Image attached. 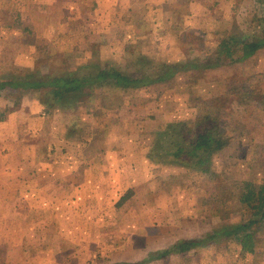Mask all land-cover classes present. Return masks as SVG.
I'll return each instance as SVG.
<instances>
[{
    "label": "rangeland",
    "instance_id": "374dc122",
    "mask_svg": "<svg viewBox=\"0 0 264 264\" xmlns=\"http://www.w3.org/2000/svg\"><path fill=\"white\" fill-rule=\"evenodd\" d=\"M189 2L174 4L179 11H169L168 30L152 27L151 14L140 11L121 28L111 16L101 24L95 18H100L99 11H68L59 19L62 26L49 29L52 22L43 21L37 0H9L10 14L3 24L14 30L6 33V45L0 44V76L46 72L51 64L74 69L90 61L129 69L132 53L154 62L202 59L231 30L264 38V0H231L245 10L223 11L218 23L211 2L201 0L195 11H184ZM202 11L208 15H194ZM262 74L264 48L213 71L189 70L164 83L120 91L116 102L115 92L100 96L93 90L81 101L55 104L49 112L33 90L0 94L1 121H11L1 128L11 134L0 141V168L9 170L10 186L19 183L17 190L27 196L17 195L27 205L25 219L37 220L26 246L42 248L35 264H129L123 261H139L181 237L199 238L218 229L223 220L217 202L230 196L239 180L264 176ZM210 105L208 111L233 129L230 143L213 156L216 176L189 171L170 157L158 158L156 133L161 126L195 118ZM245 106L249 111L243 118ZM86 189H91L88 196ZM69 198L77 204L28 206L33 200L39 204ZM238 219L234 211L225 220ZM256 228L254 253L218 240L185 256L184 263L264 264V222Z\"/></svg>",
    "mask_w": 264,
    "mask_h": 264
},
{
    "label": "trees",
    "instance_id": "16d2710c",
    "mask_svg": "<svg viewBox=\"0 0 264 264\" xmlns=\"http://www.w3.org/2000/svg\"><path fill=\"white\" fill-rule=\"evenodd\" d=\"M261 20L264 24V17ZM261 48H264V38H249L231 30L222 34L214 49L202 59L154 62L145 55L132 53L127 60L129 69L91 61L74 69L51 64L46 72L29 70L26 76L10 72L0 76V94L33 90L39 93L40 101L47 104L49 112L55 104L63 106L77 103L93 90H98L100 96L115 92L113 102H116L120 91L164 83L189 70L213 71L224 63L231 64L246 59ZM260 78L259 81L264 83V74ZM113 102L108 105L109 108L115 104ZM210 107L211 105L206 108V113L195 118L175 120L162 125L161 130L156 133L158 158L170 157L169 160L179 162L189 171L216 176L213 156L230 143L233 129L214 115L215 112L208 111ZM247 107L249 106H245L243 116L241 115L243 118L249 111ZM3 117L1 112L0 120ZM215 209L219 213L218 217L223 220L218 229H212L200 238L178 239L163 250L149 255L144 261L132 264L163 259L170 254H180L218 240L234 242L243 253H254L259 240L256 227L264 222V176L236 182L233 193L219 200ZM234 211L239 213V219L225 220Z\"/></svg>",
    "mask_w": 264,
    "mask_h": 264
},
{
    "label": "crops",
    "instance_id": "0c3cea01",
    "mask_svg": "<svg viewBox=\"0 0 264 264\" xmlns=\"http://www.w3.org/2000/svg\"><path fill=\"white\" fill-rule=\"evenodd\" d=\"M8 1L9 0H0V32H1L0 44L3 46L6 45L5 42H8L7 34L14 30L9 23L5 22L4 23L5 25L3 24V22L7 20V17L10 14V11H7L9 5ZM83 1L84 0H37L38 2L37 7H38V11H40L43 21L45 20V18H48L46 22L48 20L52 22L49 29H52L55 25L62 26V21L59 20L63 18L62 13L65 15L68 14V11H83L81 13L84 14L87 13V11H99L96 14V16H100V18L99 17H95V18L98 21H101L102 22L101 24H106V20L109 19L108 16H111L113 20L117 21V24L120 26L119 28H121L123 23L126 24V20L128 19V17H130L131 19V18H136L138 15L142 13H150L151 20L148 21V23L151 24L152 27L158 26V29H161V27L164 26V30L165 28L166 30H168L169 29L168 25L170 26L172 22V20H170V15L172 13L170 14L169 11H179L177 8L178 5L174 6V4L180 0H89L87 4ZM199 1L201 0H190L188 7L185 6L186 8L184 11H186V9H188L189 11H195L197 5L200 4ZM208 1L211 2V5L209 4V6L210 7L212 6L213 9L210 10L215 12L213 14L211 12V15L215 16L216 19L214 21H216L217 23L219 21V18L223 16V11H225L227 14H231L233 11L245 10L242 6L238 8L236 4H231L230 3L231 0H208ZM258 1L260 2V0ZM134 11H140V14L137 13L135 15ZM249 11H251V9ZM17 15L19 14L16 13V17ZM194 15L201 17L203 15H208V12H204V11H202L201 13L196 12L194 13ZM95 21L93 20L94 23ZM43 23L44 22H42V24ZM22 29L27 30V28L24 26L22 27ZM4 34H6V36ZM2 124L9 125L11 124V121L0 120V141L4 138V136L11 134L9 131L7 133H3V131H1V128L3 127ZM6 176H9V170L7 168L1 167L0 183L2 181H5L7 183H5L4 185L0 184L1 185L0 186V264H35L37 261L36 256L39 254V252H43L42 248H39L40 250L38 251L37 247L35 246L34 247H26V246H27V241H29L31 239V236H33L31 235L30 227L31 225L37 223V220L35 217L29 220L25 219L24 214L27 205L25 203V200L19 199L17 195L21 194L22 197H27V196L25 195V193L21 191L19 192V190H17L18 188L21 187L19 183H14V185H12L15 187V189L13 190ZM14 178L16 179L17 176H15ZM74 183L75 182L72 181V184ZM2 186H4V188H7V190L2 189ZM36 190L37 189H35V191ZM89 190L91 191V189ZM89 190L88 189L85 190L87 196ZM68 192L69 191H67V193ZM75 200L76 199L69 198L63 201L56 200V203H53L51 200L49 203L40 202L39 204H37L36 202L37 200H33L34 201L33 203L32 201L28 202L30 203L28 206L30 207L33 206L35 209L43 205L48 207H54V206L73 207L75 204H77ZM87 203H89V197H87ZM19 209L20 211H22V214L19 211ZM181 238H187V237H181ZM64 239L68 240L70 239V237L65 236ZM172 243L174 242L172 241L170 245ZM165 247H168V245H164L162 249L145 253V255H142V257L139 259V261H144L145 259L148 258L149 255L154 254L157 251L163 250ZM198 250L199 248H195L180 254H170L163 259L146 260L143 264H154V263L160 264L163 262L165 264H185L184 257L189 255L191 252H197ZM134 253H137V250ZM54 254H56V252H54ZM65 254L67 253L65 252ZM139 261L132 262V260H129L123 262H130L129 264H132V263H137Z\"/></svg>",
    "mask_w": 264,
    "mask_h": 264
}]
</instances>
